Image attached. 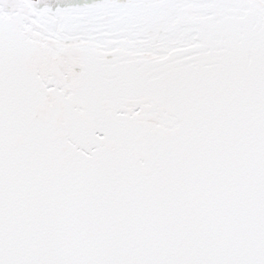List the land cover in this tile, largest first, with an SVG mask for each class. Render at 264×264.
Listing matches in <instances>:
<instances>
[{
    "label": "snow or ice",
    "instance_id": "snow-or-ice-1",
    "mask_svg": "<svg viewBox=\"0 0 264 264\" xmlns=\"http://www.w3.org/2000/svg\"><path fill=\"white\" fill-rule=\"evenodd\" d=\"M0 264H264V0H0Z\"/></svg>",
    "mask_w": 264,
    "mask_h": 264
}]
</instances>
